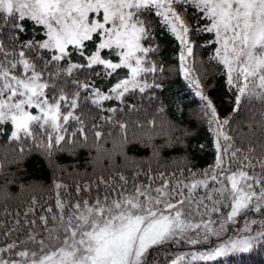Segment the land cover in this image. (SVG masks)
<instances>
[{
	"label": "snow or ice",
	"instance_id": "6c2138e0",
	"mask_svg": "<svg viewBox=\"0 0 264 264\" xmlns=\"http://www.w3.org/2000/svg\"><path fill=\"white\" fill-rule=\"evenodd\" d=\"M150 14L179 42V74L201 101L215 157L203 169L187 167L184 157L178 171L153 170L151 160L159 163L161 148L175 147L179 138L170 122L150 120L141 138L152 149L149 166H137L129 177L114 164L115 156L123 155L115 137L127 143L129 122L117 118L123 108L105 104L123 105L130 93L161 87L155 76L164 69L151 57L157 49L147 43ZM201 48L209 50L208 69L219 72L233 93L228 116H220L196 74ZM118 70L126 74L110 87L97 84V78L108 79ZM245 104L251 119L238 144L233 123ZM85 109L111 115L100 116L103 124L93 122L89 129ZM4 125L10 126L5 146L21 159L37 151L51 165L59 153L74 156L82 148L95 155L93 178L77 181L74 196L72 186L54 178L48 197L54 204L42 205L33 195L22 219L16 212L3 236L23 233V238L0 246V264H154L153 250L181 242L206 244L210 238L218 242L175 255L170 264L225 259L233 264V258L247 264V255L264 250V0H0ZM134 126L144 128L139 122ZM108 137L114 138L111 149L104 147ZM157 137L164 139L162 145L154 143ZM3 168L0 163V175ZM4 179L0 198L6 200L15 180Z\"/></svg>",
	"mask_w": 264,
	"mask_h": 264
},
{
	"label": "trees",
	"instance_id": "16d2710c",
	"mask_svg": "<svg viewBox=\"0 0 264 264\" xmlns=\"http://www.w3.org/2000/svg\"><path fill=\"white\" fill-rule=\"evenodd\" d=\"M150 20L153 24L152 35L147 43L157 49L151 54V57L164 69L162 73L158 72L155 76V82L159 83L161 87L147 89L143 94L138 91L130 93L123 105L117 101H109L105 104L106 108H123L124 111L118 112L117 118L129 122L127 143H122L119 137H115L116 142L121 144L123 155H116L114 159L117 170L124 171L129 177H131L137 166H141L145 170L149 166L148 161L152 157V149L145 147L141 143V138L145 135L150 120H155L157 125L162 122H170L174 125V135L179 138L175 147L161 148L162 158L159 163L151 160L153 170L178 171V168L185 166L182 163L184 157H187L188 160L187 167L203 169L212 164L215 157L214 137L209 131L201 101L195 95L193 89L189 87L188 81L179 74V42L159 22L158 17L150 14ZM189 20H192L191 12L189 13ZM194 38L202 41L205 37L197 36ZM208 51L203 48L197 50L199 60L197 59L196 62V74L201 80L204 92L213 100L220 116L225 117L232 111L234 96L226 87L224 77L219 72L208 69ZM201 61L205 63L201 64ZM124 75V73L118 74L117 72L108 79L97 78V84L106 89L117 78ZM147 80L152 83L153 76L149 75ZM129 105H134L135 110L129 112L127 110ZM259 107L258 104L253 105V111L257 113L256 119L259 118ZM85 112L87 113L86 123L89 129H91L93 122L103 124L100 116L111 115L97 109H92L91 112L85 109ZM250 119L249 107L245 104L243 111L235 118L233 123V129L239 128L238 132L233 133L238 144L241 142V133L248 131L247 125ZM134 122H139L144 125V128L135 127ZM7 127V125L0 126L3 129V131H0V163L4 164L3 174L7 175L8 179H14L15 183L8 185L10 198L6 200L0 198V222L6 224V228L0 229V244L6 240H15V237L20 234L13 233L7 238L3 236V232L13 226L16 212L20 213L21 219L23 218L27 202L33 195L39 198L42 205L53 204V200H49L48 197L53 195L51 185L54 178H59L64 183L72 186L71 191L74 196L77 181L83 183L85 180L93 178V165L90 161L95 155V151H90L88 148L79 149L74 156L69 155L67 152L59 153L53 163L57 168L52 169L49 161L37 151H33L22 159L15 153L10 152L5 146L9 134L6 132ZM109 130H111L110 126L105 125V131ZM116 132H118V129ZM92 135L89 132L90 143ZM113 139V137H108L104 147L111 149ZM154 143L158 146L162 145L164 139L157 137ZM121 148L118 147L117 151H120ZM14 160L17 162H13ZM108 163L107 159L102 161L105 175L110 174L111 171L108 168ZM96 174H99V168ZM4 175H0V185L6 183ZM185 175H187V172H185ZM20 185L24 186L25 190L23 192L20 190ZM5 212L12 213V215L6 216ZM244 259L247 264H264V250L258 247ZM193 264H201V262H193ZM220 264H229V261L225 259ZM233 264H235V258H233Z\"/></svg>",
	"mask_w": 264,
	"mask_h": 264
},
{
	"label": "rangeland",
	"instance_id": "374dc122",
	"mask_svg": "<svg viewBox=\"0 0 264 264\" xmlns=\"http://www.w3.org/2000/svg\"><path fill=\"white\" fill-rule=\"evenodd\" d=\"M90 47H91V45H90ZM113 59H115V57H113ZM119 73L126 74V70H118V74ZM122 77L123 76H121L119 78H122ZM116 80L114 81V83L116 82ZM6 132L7 133L10 132V126L7 127ZM117 144H118V147L121 148V144L119 142H117ZM51 166H52V169L57 168L55 166V164H53V163L51 164ZM53 204H54V201H53ZM45 206H47V205H45ZM238 223H239V225L241 227L243 226V221L242 220L239 221ZM36 230H39V225H37V229ZM235 231H237V228L235 226H231V232H235ZM229 234H231V233H229ZM190 235L195 237V233H190ZM19 237L23 238V233H20ZM15 238L17 239V236ZM10 242H12V240H6L2 244H0V246H3L5 243H10ZM217 242L218 241L216 240V238H210V240L206 244L191 245V244H188V243H185V242H181L179 244L165 245L159 251H156V250L154 251L153 250L151 255H152V257L155 258L154 259V264H170V260L172 258H174L175 255H178V254H181V253H191L193 251H203L206 248L211 247L214 243H217Z\"/></svg>",
	"mask_w": 264,
	"mask_h": 264
}]
</instances>
